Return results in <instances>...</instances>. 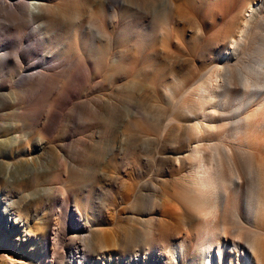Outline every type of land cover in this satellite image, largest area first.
Returning a JSON list of instances; mask_svg holds the SVG:
<instances>
[{"label": "rangeland", "instance_id": "1", "mask_svg": "<svg viewBox=\"0 0 264 264\" xmlns=\"http://www.w3.org/2000/svg\"><path fill=\"white\" fill-rule=\"evenodd\" d=\"M43 1L50 16L35 22L26 12L15 18L0 13V61L6 59L0 62V104L7 101L0 126H11L0 127V176L13 201L24 182L30 192L46 193L30 203L27 231L13 235L17 247L0 245L7 261L0 264H116L118 258L158 264L162 243L183 235L186 214L193 213L179 180L188 172L192 142L184 106L221 64L224 36L236 30L253 0H109L101 7L88 0ZM94 9L98 18L80 25L81 12ZM237 89L234 83L226 112L236 109ZM36 103L34 116L17 113ZM114 124L124 132L115 145ZM225 133H211L204 143L228 147ZM13 134L26 142L2 146ZM252 151L264 166V131ZM238 210L241 215V201ZM164 224L182 233L165 231L170 238L143 249L138 230ZM188 224L196 234L199 223ZM260 227L264 231V219Z\"/></svg>", "mask_w": 264, "mask_h": 264}, {"label": "bare ground", "instance_id": "2", "mask_svg": "<svg viewBox=\"0 0 264 264\" xmlns=\"http://www.w3.org/2000/svg\"><path fill=\"white\" fill-rule=\"evenodd\" d=\"M90 2L93 6L100 7L109 4V0H88L87 4ZM49 5L43 0L35 2L34 0H15L11 4L0 1V13L15 18L26 12L28 21L35 22L43 16H50L46 12ZM96 11L95 9L89 12L83 10L79 18L80 25L88 22V16L97 19ZM111 11L116 13L115 7H111ZM178 16L182 18L181 15ZM15 21L14 24H16ZM224 39L227 47L222 54L221 64L212 72L213 74L211 73L212 75L195 87L191 99L184 106V112L188 118L187 129L192 142L188 146L187 153L190 163L188 172L186 174L182 172L179 180L184 185L183 203L193 212L186 214L184 224L190 227L191 224L188 223L198 222L199 228L196 234H193L188 227L176 241L171 244L162 243V245V239L170 238L167 234L165 236L166 232L175 230L182 233L180 232L182 228L177 229L178 225L176 228H171L164 224L160 226L161 229L155 227L147 229L146 232L138 230L143 235V239H146L143 249L149 246L147 251H150L153 249L151 247L161 245L158 258L155 260L158 264H264V231L260 227V222L264 219V166L254 160L252 153L255 138H260V134L264 131V0L248 2L236 30L226 33ZM250 42L251 46L248 49ZM244 55L246 59L244 58L245 60L237 65L236 62ZM55 60L56 65L61 62L59 58ZM5 61L3 57L0 61L1 66L5 65ZM234 83L238 87L236 92L238 104L235 111L226 112L227 95L232 91ZM6 105L7 101L2 102L0 109ZM39 105L31 104L26 109L18 107L16 110L21 115L32 117L39 113ZM16 110L12 109V112L16 113ZM0 127L10 128L11 126ZM112 127L111 134L115 145V139L124 135V132L118 130L117 124ZM5 132L3 135H6ZM225 132H230L228 147L212 141L208 144L204 143V138L211 133L224 135ZM225 139L228 138L225 137ZM6 140L8 142H1L2 146L16 147L21 140L26 142L25 137L22 139L17 134H13ZM113 149L114 147L111 151ZM25 151L26 148L23 153ZM12 156L11 152L6 160H12ZM236 161L240 166H236ZM0 163H3L1 153ZM182 169L183 167L178 172ZM34 176H36L35 173ZM3 178L0 176V188L3 189L0 192V245L15 248L18 243L14 241L13 235L18 232L17 236H20L22 232L27 231L30 203L41 200L46 193L42 190L43 188L30 192L26 189L28 183L24 182L19 186L21 193L18 200L13 201L7 195L10 188L3 185ZM32 180L37 181V179ZM32 180L30 179V182ZM66 193L62 192L61 195ZM63 201L68 207L67 200ZM240 201L241 215L238 213ZM180 210H182V217L186 212L183 208ZM154 212L152 210V215ZM175 213L177 215V211ZM225 220L229 221L230 227L225 224ZM113 243L115 242H109V245L114 246ZM102 248L104 249V246ZM0 262L7 263L2 255H0ZM123 262L124 260L118 258L116 264H123Z\"/></svg>", "mask_w": 264, "mask_h": 264}]
</instances>
